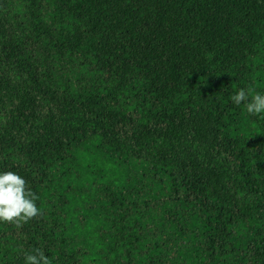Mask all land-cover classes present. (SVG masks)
Listing matches in <instances>:
<instances>
[{
	"label": "trees",
	"instance_id": "trees-1",
	"mask_svg": "<svg viewBox=\"0 0 264 264\" xmlns=\"http://www.w3.org/2000/svg\"><path fill=\"white\" fill-rule=\"evenodd\" d=\"M264 0H0V173L42 215L0 264H264Z\"/></svg>",
	"mask_w": 264,
	"mask_h": 264
},
{
	"label": "clouds",
	"instance_id": "clouds-1",
	"mask_svg": "<svg viewBox=\"0 0 264 264\" xmlns=\"http://www.w3.org/2000/svg\"><path fill=\"white\" fill-rule=\"evenodd\" d=\"M253 90L240 89L231 100L240 105L246 102L249 114L264 113V95L252 94ZM38 196L27 187L26 180L13 171L0 173V222L21 227L30 219L42 215L37 207ZM27 264H51L50 259L41 250L26 257Z\"/></svg>",
	"mask_w": 264,
	"mask_h": 264
}]
</instances>
